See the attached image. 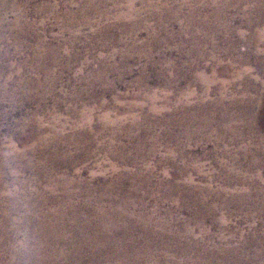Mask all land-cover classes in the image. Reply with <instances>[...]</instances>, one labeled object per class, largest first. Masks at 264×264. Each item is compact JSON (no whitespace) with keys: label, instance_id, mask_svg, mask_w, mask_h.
<instances>
[{"label":"rangeland","instance_id":"1","mask_svg":"<svg viewBox=\"0 0 264 264\" xmlns=\"http://www.w3.org/2000/svg\"><path fill=\"white\" fill-rule=\"evenodd\" d=\"M11 1L12 0H2V3ZM28 1L17 0L14 4L15 8L25 13L26 19L30 23L35 24L34 31L37 34L45 37L49 43L55 46V50L58 51L60 56L57 62L61 64V66H66L67 63H69L67 55L74 54L77 55L78 58L81 57L73 63L74 65H72L71 68L68 67L65 71L58 68L57 63L56 68L52 69V73L60 76L61 79L57 83L53 93H46L45 99L40 96V98L29 100L24 98L25 95L39 96L41 91L39 92L33 87H26L23 89V87L20 86L19 78H21L20 75H22V73L33 80H36V78L40 76L38 75L40 74L39 72H34L33 70V67H35V60L33 59L32 48L35 46V42L30 39V37H26L27 33H24L25 35L23 34L21 37L18 36L17 30L9 31L5 34L6 37L4 42H0V50L2 52L7 51L10 54L9 57L0 59V96L5 92L13 93V95L5 97L0 103V145L1 143L3 146H8L10 144L14 145L13 147L16 153L23 157L22 163L24 165H27L31 160L38 164L44 163L51 157L50 152L54 150L59 151L60 154L67 153V155L73 152L72 157L82 156L84 158L82 153H79L74 147L66 146L63 141L55 143L56 147L50 144L49 146L51 148L42 154L36 152L40 144L36 138L29 136V133L32 131V129H30L31 126L27 128L26 132L22 131V127L28 125L25 124L27 119L33 114H36L37 117L41 119L42 125H44L42 126L44 127V134L40 135L42 137L46 135L48 125L51 126V118L53 115L61 118L60 123L64 124L65 128L67 127L65 134L69 136L74 131L72 130L73 125L80 121V114L83 111L96 109L95 115L98 117L103 112L110 109L101 108V103L105 102L107 107H112L117 103V106L122 108L120 113H123V111H125L123 108H125L128 103L131 102L138 105L143 102V97L146 95L148 96L151 92L156 93L160 98L158 100V105L167 101L175 110L174 113L177 112L176 115H178L180 100H188L189 108L193 109V105H196L198 101L203 100L206 104L211 103L217 98L219 93V81H217L218 83L216 85L210 86L209 89L206 88V90L203 88L204 85L201 87V84H197L193 81V77L199 74V71H193L191 67L192 63L196 60H203L202 63L205 64L204 67L207 68L205 75L207 74L206 76L210 78L212 77L210 68L218 60L221 61L224 68L231 70L230 78H222V76L219 78V80L231 81L230 87L227 88V97L225 98V104L227 105H230L229 103L233 101V96L235 98H238V96L244 97L245 94L251 97L253 94L254 96L256 92L255 89L264 82V67L261 65L260 59L254 56H250L249 59L246 57L249 55V51H254L255 49H252L253 47L250 49L248 45L250 31L243 25V14L237 9H231L227 14L229 15L232 27L237 32L243 33L244 36L235 34L234 38L230 36L226 38L219 30L218 32L200 31L194 34L195 38L188 35L181 36V28L187 25L184 16L188 9H185L183 13L180 12L176 17L173 16L172 21L174 22L169 24L168 28L171 32H174V37L168 45L161 46L157 50V53H154L155 55H153V57L156 56V58L153 59L154 62L152 64L147 56L141 55L139 52L148 37L146 28L154 27L157 21L153 18V15L151 17L147 15V13L152 12V10H150L148 6L146 7V5H143L141 1H134V8L138 11L137 13H139L137 14V19L138 21H144L143 26L138 29L139 34L136 39L135 37L132 38L127 34L121 33V30H119L121 25L126 23L125 20L120 21L118 17L126 12L127 0H91L96 8L94 9L95 11L90 14L91 25L89 27H82L79 24H74V32L72 31L74 36L72 34L69 35V33L63 30L65 14L67 12H78L82 0ZM255 1L257 0H249L247 6L254 4ZM262 2H264V0H262ZM162 4L166 5L169 9L182 7L181 0H164ZM45 6L46 10L43 9ZM47 8L49 10H47ZM209 12L210 11L206 9L203 14L207 15ZM16 14V11L4 8L1 16L5 17L10 23L15 20ZM43 22L45 25H42ZM97 23H102L104 26L111 25L109 30L110 36L120 39L121 42L116 43L111 40L105 44L102 43L104 46L97 45L91 50L92 45L90 44L89 37L98 31L96 28ZM189 26V29L195 30L193 31L194 33L197 31V26L194 24ZM261 28V30H263L264 25L261 26ZM2 32L3 31H0V33ZM77 37H80V40H76L73 46L63 44L62 42L63 39H75ZM99 38L100 36L97 37L98 41L100 40ZM132 39H134L135 42L132 41ZM19 42L23 43L24 46L22 52L18 51V47H16ZM201 44H203L201 48L194 49L195 53L193 55L189 54L192 51V46H201ZM166 51H168L167 57H160L159 54L162 55L163 52ZM200 51L205 55L202 56ZM91 54H93L92 57L89 56ZM121 54L127 55V59L120 56ZM261 55L264 57V52ZM90 57L94 60H91ZM242 58H244V60H242ZM86 60L89 61L88 63H90V65L88 67L84 64V68H82L81 62ZM167 61L170 62L169 65L179 67L180 70L177 69L174 71L175 73L172 72L168 68ZM26 62L32 67H27L26 72L18 71L17 67L21 63L25 64ZM101 68H105L103 72L104 81H95L96 84L93 89L92 86L88 87V85H84L83 88L79 90L80 93H76L79 91L75 90L74 87L70 85L72 84L70 81L76 79V83H78L90 74L98 73ZM145 68H147V70H145ZM242 69H249L250 72L239 79L236 75L238 71ZM160 70L165 72L162 74ZM5 71L7 72L3 74ZM180 72L185 75H180ZM121 73H123V76L122 79L119 80L121 78ZM142 77L148 80L145 85H142L140 82ZM42 78L40 77V79ZM110 84H113L114 88L112 87L104 93V89ZM93 92H95V97H92ZM75 94L80 97L77 101L72 98ZM59 100L61 101L58 103L57 101ZM74 109L75 113L71 116L69 112ZM235 110L237 111V108ZM235 110L233 109V113L236 112ZM242 110H244V107H241L240 112ZM171 113H173V111H171ZM112 114L113 116L116 115L113 111ZM131 114L140 116L141 111L134 108ZM263 115L264 112L260 113L258 120L262 117L264 118ZM260 120L258 123L256 122L252 131L246 128L245 123L232 121L231 126L242 131L237 139L231 135H226L225 138L220 140L217 139L216 136L209 140H203L199 137L187 138L182 136L180 127H175L176 135L175 138L172 139L170 136L168 137L167 130L162 126L156 130L160 140L153 143L147 138V149H144L141 153H134L128 149V153H122L118 146L117 149L119 151H117L116 156L112 155V157H110L100 149L99 144L103 141H99L97 144L93 145L94 155L91 157L78 161L73 165L66 161L58 165V174H56L58 178L64 177V179L68 181L76 179L82 181L69 187H86L84 185L86 181H91V184L95 186L103 187V183L106 180H112L123 175L127 171H135L137 168L142 171L140 175L144 179H148L147 185L142 187H149V191L143 192L142 201L152 215L150 217H154L153 223L150 225L154 233L149 234L146 231L144 233L137 228L131 234V239L140 240L137 242L135 249L117 253L118 251H116L115 248L108 247L96 252V260L102 261L103 264H121V262L125 264H179L178 261H173L171 259L173 252H178L182 256L183 254L187 256V262L191 264L198 257L204 258L203 254L199 252L198 247L196 250H191L188 253L185 251L189 249L192 242H197L199 248H201L203 244H212L213 241L218 239V236L222 235V232L226 240L230 241L235 247L240 244L241 240V244L250 241L254 235V231L259 235L258 237L263 238L256 239L259 241V244L261 243L260 241L264 242V222H251L246 219L249 214L248 208L252 210L251 204H245L241 206L240 209L237 205L233 204L225 208L222 206V204H224L223 202H218L211 196H207L205 192H202L204 187H211L214 190H219L221 187L225 186L235 187L234 190L238 189V192L243 193L248 191L247 187L250 185L254 187L264 186V155L255 157L252 165L251 157L253 156L248 159L243 156V151L248 146L247 144L249 141H257L258 144L254 146L260 149L264 147L261 143V141L264 142V129L261 128L262 124H260ZM65 122H67V124ZM93 124L88 127L87 125L84 126L87 131L92 132V134L97 132L99 127L97 121L93 122ZM129 124L130 122L125 123V125ZM117 125L118 124H115L113 126ZM122 143L129 146L135 145L133 141H121L119 144ZM180 145H182L181 148ZM150 150L153 151L151 155H149ZM125 157L130 160L135 159L137 163H125ZM13 166L12 164L5 170L4 179L7 183H10L9 187L11 190L15 191V187L20 186L12 185L14 182L10 176V172L15 171ZM51 169L50 166L44 169L33 167L31 170L27 169L20 171L17 173L15 179H17L19 183H25V187H51L49 181L45 177L46 171ZM91 178L93 180H91ZM227 180H229V182H227ZM135 182L138 181L134 180V183ZM131 184L132 181L125 180V183L122 185V187H125L123 195L126 196L129 193L128 187H131ZM163 186L183 189L186 194L199 196L198 199L200 203L206 202L211 207L216 206L215 213L217 212V216L225 218L224 225H219L214 222L213 219H207L206 227L209 231L206 236H203L199 227L195 226L193 223L188 225L189 215L192 214L193 216L199 209H203L201 204H193L187 209L186 206H183V203L170 200L165 190L161 191L160 188H158ZM48 193V201L43 200L44 192L41 191L39 195L32 197V204L35 210H42L39 208H43L44 201L49 202L45 208H53L56 202L63 197L61 190H56L53 194H50V192ZM152 193H157L159 201H157ZM177 197H179L178 194L173 198L176 199ZM219 197L220 196H218V198ZM186 200L189 201V199ZM103 201L104 205L107 207L111 208L114 206L113 200L109 197L105 198ZM158 208L159 211L157 213L154 212L158 210ZM168 213L171 214L173 219L169 222L166 220ZM17 214L18 212L13 214V218H16L15 222L17 225L22 226V222L19 221ZM0 216L2 220L3 213L1 209ZM43 220L45 221L46 218L43 217ZM155 220L162 223L159 224ZM83 222H85V220H82L80 224H84ZM66 224L67 228L65 226L61 228L60 224L55 225L58 226V230L62 231L65 236H76L77 232L75 233L74 230L76 223L69 220ZM94 225L95 223L92 222V226ZM101 226H103V224L99 225V227ZM6 228L9 235H14V228L9 226ZM188 228L192 232L189 233L186 230ZM22 236L21 233L19 236L21 237L20 240L23 239ZM122 238V232L115 231V239L121 241ZM144 242L147 244L151 242L152 244H149L150 248L147 247ZM129 243L130 241H128L126 246H128ZM221 245L224 246V244ZM170 246L175 249L171 251ZM242 247L238 248L240 252L247 254L246 249ZM59 249H63V247H59ZM251 249L254 248L251 247ZM228 257L235 258V256L233 257L231 255H228ZM82 259H84L82 263L87 264L86 262L89 257L86 253H83ZM148 259H150V262H147Z\"/></svg>","mask_w":264,"mask_h":264},{"label":"bare ground","instance_id":"2","mask_svg":"<svg viewBox=\"0 0 264 264\" xmlns=\"http://www.w3.org/2000/svg\"><path fill=\"white\" fill-rule=\"evenodd\" d=\"M134 1L135 0H127L126 12L122 13L118 19L120 21L125 20L126 22L121 25L119 29L121 30V33L127 34L132 38L135 37L136 39L139 34L138 29L143 26L144 21H138L137 14L139 13H137L138 11L134 8ZM139 1H141L143 5H146V7L148 6L150 10L154 12H148L147 15L149 17L153 15V18L157 21L154 27L146 28L148 37L139 52L141 55L147 56L151 60L150 62L152 64L154 62L153 59L156 58V56L153 57V55H155L154 53H157V50L161 46L168 45L174 37V32H171L168 28V25L174 22L172 21L173 16L176 17V15L180 12L183 13L185 9H188L186 15L184 16L187 25L181 28V36L188 35L195 38L194 34L200 31L218 32L219 30L226 38L229 36L234 38L235 34L244 36L243 33L237 32L232 27L229 15L227 14L231 9H237L243 14V25L248 31H250L248 45L250 49L251 47H253L252 49H255L254 51H249V55L246 57L249 59L250 56H254L260 59L261 65L264 67V57L261 55L264 52V29L261 30V26L264 25V2H262V0H257L254 4H250L249 6H247L249 4V0H181L182 9L180 7L169 9L166 5L162 4L164 0ZM16 2L17 0H12L11 2L2 3V0H0V31H3L0 33V42H4L6 37L5 34L9 31L16 30L18 32V36L21 37L24 33H27L26 37H30V39L35 42V46L32 48L33 59L35 60V67H33V70L34 72H39L40 74L38 75L40 76L37 77L36 80H33L29 79L26 74L22 73V75H20L21 78H19V83L23 89L26 87H33L39 92L41 91L39 96L25 95V99L33 100L40 98V96L45 99L46 93H53L57 83L61 79L60 76L52 73V69L56 68V64L58 63L57 59H59L60 56L58 51L55 50V46L49 43L45 37L40 36L34 31L35 24L30 23L26 19L25 13L18 11V9L15 8L14 4ZM4 8L16 11L17 14L14 21L9 23L5 17L1 16ZM43 9L46 10V6L43 7ZM94 9L96 8L91 0H82L78 12H67L65 14V24L63 26L64 32L69 33V35H73L72 31L75 27H73L74 24H79L82 27H89L91 25L90 14L95 11ZM206 9L210 12L207 15H204L203 12ZM47 10L49 9L47 8ZM192 24L197 26V31L195 33L193 32L195 30L189 29V25L192 26ZM42 25H45V23L43 22ZM96 28L98 31L89 37L90 44L92 45L91 50L97 45L104 46L102 43L105 44L111 40L116 43L121 42L120 39L110 36L109 30L111 25L104 26L102 23H97ZM98 36H100L99 41L97 39ZM77 38L63 39L62 42L63 44L73 46L76 40H80V37ZM132 41H134V39H132ZM202 45L203 44H201V46H192V51L189 54L193 55L196 48L199 49ZM16 47H18V51L22 52L24 50L23 43L21 42L17 43ZM159 55L160 57L162 56L163 58H166L168 51ZM201 55L203 56L205 54L201 52ZM9 56L10 54L7 51L2 52L0 50V59ZM89 56L92 57L93 54ZM120 56L127 59V55L121 54ZM67 58L69 60V63H67L68 66L66 65L67 67L61 66L59 63L57 67L65 71L66 68H71L77 59L79 60L78 56L74 54L67 55ZM88 60L81 62L82 68H84V64L89 67L90 63L88 62L90 60ZM242 60H244V58H242ZM202 61L203 60H196L192 63V70L199 71V74H196L197 76L193 77V81L197 84H201V87L204 85L203 88L205 90L206 88L209 89L210 86L214 84L216 85L218 83L217 81H219L218 96L211 103L206 104L203 100L198 101L196 105H193L194 108L191 109L189 108L188 100H180L178 109L179 114L176 115L177 112L174 113L175 110L167 101L158 105V100L160 98L156 95V93L151 92L148 96L146 95L143 97V102L138 105L131 102L128 103V105L123 108V110L125 109L123 113H120L122 108L118 107L117 103H115L116 105H113L114 107H107L105 102L101 103V108H110L113 110L109 109L98 117L95 115L96 109L83 111L80 114V121L73 125L72 130L74 131L69 136H66L65 134L67 127L65 128V125L60 123L61 118H58L53 114L51 118V126L48 125V129L46 131L47 133L44 137L40 136L44 134V127H42L44 125H42L41 119H39L36 114L29 116L27 122L25 123L28 125L22 127V131L26 132L27 128L31 126L30 129H32V131L29 133V136L34 137L37 141H39L40 147L36 149V152L39 154L48 151L51 148L49 146L50 144L53 147H56L55 143L63 141L66 146L74 147L77 151H79V153H82L84 158L82 156L72 157L73 152H70L69 155H67V153L60 154L59 151L54 150L50 152L51 157L44 163L38 164L31 160L27 163V165H24L22 163L23 157L16 153V150L13 147L14 145L10 144L8 146H3L1 143L0 209L2 210L3 217L1 220L0 216V263L83 264L82 262L84 259H82V254L86 253L89 257L86 262L87 264H103L102 261L96 260L97 251H101L108 247L115 248L116 251H118L117 253H123L127 250L135 249L137 242L140 240L131 239V234L137 228L142 230L144 233L145 231L149 234L154 233L153 228L150 226L151 223H153L154 217H150L152 215L142 201L144 195L143 192H148L149 187H142L147 185L148 179H144L140 175V173H142L141 169L137 168L135 171H127L119 177L112 180H106L103 183V187L95 186L91 184V181L84 182L86 187L83 188L69 187L78 183L80 180L76 179L68 181L67 179H64V177L58 178L56 176V174H58L57 166L63 161L69 162L73 165L78 161L85 160L94 155L93 145L97 144L99 141H103L99 144L100 149L103 150L107 156L112 157V155L116 156L117 151H119L117 149L118 146L122 153H128L127 149L129 151H133L134 153L143 152L144 149H147V138L153 143L160 140L159 134L156 130L162 126H164L167 130L166 132L168 137L170 136L172 139L175 138L176 135L175 127H180L183 137H199L203 140H209L215 136L220 140L225 138L226 135H231L237 139L238 136L241 135L242 131L238 128H233V126H231L232 121L245 123L246 128H249L252 131L256 122L258 123L261 119V128L264 129V118L262 117L258 120L259 114L264 112V82L258 85L255 89L256 92L254 96L253 94L252 97L246 94L244 97L238 96V98L233 96V101L229 103L230 105H227L225 104V98L227 97V88L230 87L231 81H223L219 80V78H221V76L222 78H230L231 70L224 68L221 61L218 60L210 68L212 76L210 78L206 76L207 74L205 75L207 68L204 67L205 64H203ZM169 63L170 62L167 61L168 68L172 72L177 69L180 70L179 67H173L172 65H169ZM27 67L32 66H29L28 62H26L25 64L21 63L17 68L18 71L20 70L21 72H26ZM145 70H147V68H145ZM104 71L105 68H101L98 73H92L78 83H76V79H73L70 81V83H72L70 85L78 91L81 90L84 85H88V87L92 86L93 89L95 88V81H104ZM6 72L7 71L3 72V74ZM163 72L165 71L162 70L161 73L163 74ZM249 72V69H242L241 71H238L236 77L239 79L243 78L244 75ZM180 75L185 74L180 72ZM122 76L123 73H121V78L119 80L122 79ZM40 77L43 78L40 79ZM140 82L142 85H145L148 80L142 77ZM112 87L114 88L113 84L108 85V87L104 89V93ZM76 93H80V91ZM94 93L95 92H93L92 97H95ZM11 95H13L12 92H5L1 94L0 103L5 99V97ZM72 98L76 101L80 99V97L76 94ZM60 101L61 100L57 102L59 103ZM241 107H244V110L240 112ZM134 108L141 111L140 116H134L131 114V111ZM236 108L237 111L235 110ZM233 109L236 111L235 113H233ZM112 111L116 114L115 116H113ZM171 111H173V113H171ZM69 113L72 116L73 113H75V109ZM95 121L98 122L99 127L97 132L92 134V132L87 131L84 126H91ZM126 122H130V124L125 125ZM65 123L67 124V122ZM115 124H118L119 126H113ZM121 141H133L135 145L129 146L124 143L119 144ZM261 143L264 145L263 141H261ZM257 144L258 142L255 140H252L251 142L249 141L247 144L248 146L243 151V156L245 158L248 159L253 156L251 157V165L253 164V159H255V157L264 155V147L260 149L254 146ZM181 146L182 145H180V148ZM152 152L153 151L150 150L149 155H151ZM124 161L125 163L131 164L137 163L135 159L130 160L127 157L124 158ZM12 164L14 165L13 169H15V171L10 172V176L14 182L12 185L20 186L15 187V191L11 190L9 187L10 183H7L4 179L5 170H7ZM47 166L52 168L51 170H47L45 175L51 187H25V183H19V181L15 179L17 173L20 171L27 169L31 170L33 167L44 169L47 168ZM91 180L93 179L91 178ZM125 180L132 181L131 187H128L129 193L126 196L123 195L125 187H122ZM134 180H137L138 182L134 183ZM227 182H229V180H227ZM158 188H160L161 191L165 190V193L169 196L170 200L177 203H183V206H186L187 209H189V206H192L193 204L200 203L198 199L199 196L186 194L183 189L181 190L177 187L164 186ZM247 188L248 191L241 193L237 191L238 189L234 190L235 187L224 186L219 190H214L211 187H204L202 192H205L207 196H211L218 202H223L224 204H222V206L225 208L233 204L237 205L240 209V207L245 204H251L252 210L248 208L249 214L246 219L251 222H264V186L254 187L250 185ZM56 190H61L63 197L61 200L56 202L55 207L45 208V206L49 204V202H46L48 201V192L53 194ZM40 191L44 192L43 200L46 201L43 202V208L45 209L39 208L42 210H35L32 204V197L39 195ZM152 194L156 197L157 201H159L157 193ZM177 194L179 197L174 199L173 197ZM218 196L220 197L218 198ZM108 197L114 202V206L111 208L104 205L103 200ZM186 199H189V201ZM200 204L203 209H199L197 213L193 214V216L192 214L189 215L188 225L193 223L195 226L199 227L201 234L206 236L209 231L206 227L207 219H213L214 222L222 226L225 223V218L216 215V206L211 207L206 202H202ZM158 211L159 208L154 212L157 213ZM17 212V216L19 217V221L22 222V226L17 225L15 222L16 218H13V214ZM43 217L46 218L45 221L43 220ZM69 220L76 223L74 230L75 233L77 232V235L74 237L65 236L62 231L58 230V226L55 225L60 224L61 228H64V226L67 228L66 223ZM82 220H85V222H83L84 224H80ZM166 220H168V222L173 220L171 214H167ZM52 221L55 224H53ZM92 222L95 223L94 226H92ZM156 222L159 224L162 223L160 221ZM100 224H103V226L99 227ZM7 226L14 228V235L8 234V230L6 228ZM186 230L189 233L192 232L189 228ZM115 231L122 232L123 238L121 241L115 239ZM21 233L23 235L22 240H20L21 237H19ZM258 236L257 232L254 231V235L250 241H246V243L244 242L241 244V240L240 244L235 247L230 241L226 240V237L222 232V235L218 236V239L213 241L212 244H203L201 248H199L197 242H192L189 249H186L185 251L188 253L191 250H196L198 247L199 252H201L204 256L203 259L198 257L191 264H264V242L260 241L261 243L259 244V241L256 239L263 238ZM128 241H130L128 245L130 248L126 246ZM149 244L152 243L150 242ZM149 244L145 243V245L150 248ZM221 244H224V246ZM59 247H63V249H59ZM239 247L246 249L247 254L241 253L240 249H238ZM251 247L254 249H251ZM172 248L173 247L170 246L171 251L175 249ZM177 253L173 252L171 259L173 261H178L179 264H188L187 256L184 254L182 256ZM228 255L233 257L235 256V258H229ZM147 262H150V259H148ZM121 264L125 263L121 262Z\"/></svg>","mask_w":264,"mask_h":264}]
</instances>
